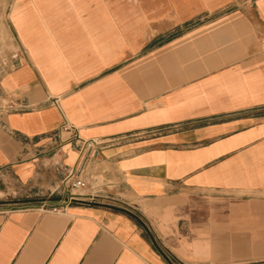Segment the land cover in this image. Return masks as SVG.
Listing matches in <instances>:
<instances>
[{
	"label": "crops",
	"instance_id": "crops-1",
	"mask_svg": "<svg viewBox=\"0 0 264 264\" xmlns=\"http://www.w3.org/2000/svg\"><path fill=\"white\" fill-rule=\"evenodd\" d=\"M12 6L0 264H264V0ZM65 123L110 206L49 210Z\"/></svg>",
	"mask_w": 264,
	"mask_h": 264
},
{
	"label": "built area",
	"instance_id": "built-area-1",
	"mask_svg": "<svg viewBox=\"0 0 264 264\" xmlns=\"http://www.w3.org/2000/svg\"><path fill=\"white\" fill-rule=\"evenodd\" d=\"M24 60L25 52L18 48L11 54L6 70H0V78L6 72L21 66ZM52 103L57 104V100H52ZM6 105L7 103L0 95V108L7 109L8 106V110L12 109V111H22L25 109V107L19 105ZM49 140L55 144V150L58 152L61 150L62 144H69L79 152L74 165L62 168L64 170L63 178L57 189L51 192L52 196L58 195L59 198L49 210L54 213H61L69 207L77 205L110 206L109 201H107L109 200L108 197H105L102 191L104 183L87 172L86 158L83 155L86 152L90 153L92 145L84 142L78 136L76 128L68 123L63 124L59 130L53 132ZM90 156L93 157V155Z\"/></svg>",
	"mask_w": 264,
	"mask_h": 264
},
{
	"label": "rangeland",
	"instance_id": "rangeland-1",
	"mask_svg": "<svg viewBox=\"0 0 264 264\" xmlns=\"http://www.w3.org/2000/svg\"><path fill=\"white\" fill-rule=\"evenodd\" d=\"M11 6L12 0H0V70L4 71L9 64L11 54L18 49L8 28V14Z\"/></svg>",
	"mask_w": 264,
	"mask_h": 264
}]
</instances>
